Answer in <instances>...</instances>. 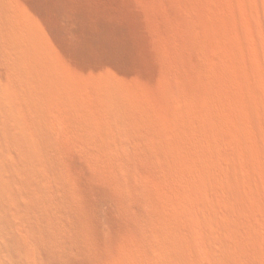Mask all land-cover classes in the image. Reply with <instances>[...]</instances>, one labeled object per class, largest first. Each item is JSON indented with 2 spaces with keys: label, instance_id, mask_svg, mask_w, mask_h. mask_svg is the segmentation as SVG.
Masks as SVG:
<instances>
[{
  "label": "rangeland",
  "instance_id": "374dc122",
  "mask_svg": "<svg viewBox=\"0 0 264 264\" xmlns=\"http://www.w3.org/2000/svg\"><path fill=\"white\" fill-rule=\"evenodd\" d=\"M212 1L0 0V264H264V0Z\"/></svg>",
  "mask_w": 264,
  "mask_h": 264
},
{
  "label": "bare ground",
  "instance_id": "6f19581e",
  "mask_svg": "<svg viewBox=\"0 0 264 264\" xmlns=\"http://www.w3.org/2000/svg\"><path fill=\"white\" fill-rule=\"evenodd\" d=\"M216 1L218 2V0H216ZM250 1H251V0H250ZM250 1H249V2H250ZM259 1H260V0H259ZM259 1L257 2L256 5H258V3H260ZM212 2L214 3V0H213ZM217 2H216V3H217ZM251 3H252V4L255 3V0H254V1L252 0ZM247 4H248V3H247ZM211 5H212V4H210V3L207 4L208 8H209V6H211ZM218 5H221V2H220V4H218ZM218 5H217V6H218ZM256 5H253V6H256ZM213 6H214V5H213ZM214 7H215V6H214ZM214 7H213V8H214ZM202 8H203V7H202ZM218 9H219V8H218ZM210 10H211V9H210ZM214 11H215V10H214ZM215 13H216V12H215ZM63 115H65L64 111H63ZM61 127H62V128L64 127L65 129H67V128L69 129V128H70V127H69L68 125H66V124H62Z\"/></svg>",
  "mask_w": 264,
  "mask_h": 264
}]
</instances>
